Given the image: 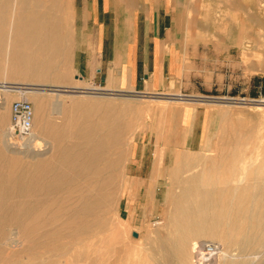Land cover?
I'll use <instances>...</instances> for the list:
<instances>
[{
	"label": "bare ground",
	"instance_id": "6f19581e",
	"mask_svg": "<svg viewBox=\"0 0 264 264\" xmlns=\"http://www.w3.org/2000/svg\"><path fill=\"white\" fill-rule=\"evenodd\" d=\"M61 1L0 0V78L6 79L2 82L8 84L2 87L3 93L9 95L16 90L19 98L30 94L40 101L43 109L40 123L48 136L41 139V135L35 133L32 141L40 142L31 141L32 144L26 141L24 146L14 145L10 142V136L5 142L12 153H21L33 160L24 161L10 156L0 162V264H119L120 260L121 247L110 243L111 238L108 239L103 233L113 230L116 232L114 237L118 236L120 228L114 225L111 213L114 205L118 207L126 195L122 192L121 182L126 161L133 148L128 134L132 133V127L142 126V121L146 120L148 114H137L126 118L124 122L121 115L124 107L120 108L111 102L104 105L98 101L96 104L85 103L90 100L89 96L105 97L110 92L98 90L95 86L85 88L68 84L69 48L62 37L63 28L57 26L58 22L53 16L57 2ZM200 1L197 4L204 5L203 10L201 9L203 25L212 28L218 24V20H232L234 10L231 9L234 7H224L225 9H221L223 12L219 13V3L214 2L216 0ZM214 3L217 7L212 8ZM12 6L18 8L15 15L10 14ZM227 6L232 5L227 3ZM241 10L244 25L231 26L229 31L232 34L237 35L247 26L246 8L241 7ZM193 11V7H189V31L194 29L195 22L198 21L193 17ZM10 36L14 37L12 44L7 42ZM9 47L12 51H9ZM57 57L63 67L55 76ZM16 67L24 70L33 82L9 81L12 76L7 75L6 69ZM46 82H51L52 85L49 86ZM45 92L56 97L53 98L55 101L52 103V112L44 104L45 98L39 97V94ZM6 94L0 104V116L8 113ZM63 94L70 97L67 107L62 105L60 99ZM152 97L222 101L205 97ZM257 103L264 104V100ZM103 108L106 110V119ZM36 110L38 107L35 112ZM52 113L58 116L55 117ZM69 130L83 136L79 143L85 145V154L74 153L71 160L59 163L55 150L60 148L58 144L62 142L60 134ZM4 134L9 135L6 130L0 131V139L2 136L4 138ZM257 145L263 154L262 161L258 165L247 167L240 165L241 154L238 152L228 154L223 151L207 158L183 157L180 153L177 155L175 167L171 169L173 175H177L183 165H198L200 162L205 164L203 169L189 177L188 181L196 182L194 186H188L182 194L170 197L174 209L168 219L179 242L177 249L181 260L185 258L189 238L206 233L209 224L212 228L215 225L222 228L229 220L231 227L224 237L225 241L235 242L241 250H255L264 244V141ZM73 151L74 148H67L64 154L70 155ZM46 154L49 155L47 158H37ZM160 164L161 159L158 158L154 164L155 171ZM65 175L71 176V184L67 188L63 187ZM241 177L258 182V190L253 192V187H246L241 194H236L232 187L220 186L221 183ZM161 234L157 235L156 244L161 249L160 256L168 263L171 261V251ZM105 248L114 255L112 261H109ZM157 253L159 251L154 248L152 257Z\"/></svg>",
	"mask_w": 264,
	"mask_h": 264
},
{
	"label": "rangeland",
	"instance_id": "374dc122",
	"mask_svg": "<svg viewBox=\"0 0 264 264\" xmlns=\"http://www.w3.org/2000/svg\"><path fill=\"white\" fill-rule=\"evenodd\" d=\"M83 1L62 0L57 2L53 10V16L58 22L57 26H62V37L69 48L67 82L69 85H79L87 88L95 85L83 79L81 73L76 69L75 59L80 53V48L85 46L82 43L86 44L92 38L95 39L96 34L93 33L92 35L84 28L85 22L82 20L84 14L81 12ZM199 2L201 1L190 0L188 2L189 7L194 9L193 17L198 20H196L195 26L198 25L199 27L196 28L197 34L195 37L189 38L183 77H167L165 86L158 91H110L103 86L104 91L107 90L110 94L105 97L89 96L90 100L85 102L86 104L101 102L103 105L111 102L120 108L124 107L121 114L124 117V122L134 115L148 114V117L144 120L145 122L142 121V126L132 127V133L128 134V139L131 141L133 148L128 156L129 161H126L125 173L121 182L122 192H125L126 195L122 198L118 207L114 205L113 208L116 210L113 209L111 213L114 225L120 228L118 236L114 237L116 232L113 230L103 233L108 239L111 238L110 243H116L121 247L119 264H226L228 262L234 264H264V244L255 250H241L235 242L229 243L224 240L231 227L230 220L222 228L216 225L212 228L209 224L206 227V233L189 238L186 242L185 258L181 260L177 249L179 248V242L168 219V215L174 209V206L170 203V197L182 194L188 186H194L196 182L188 181L189 177L205 167L203 162L198 165H183L178 174L173 175L171 169L173 166L175 167L174 162L179 153L183 157L202 156L207 158L223 151L228 154L238 152L241 154L240 165L246 167L260 164L263 158L261 148L257 143L264 141V104L257 103V101L264 100V95L261 93L264 84V53L260 52V48L264 49V43L258 50L252 51L250 50L252 44L250 39L247 42L242 40V44L245 46L241 49L238 46H230L228 41L230 27L244 25L241 21L244 18L241 7H244L245 0L214 1L219 3V6L217 7L214 3L212 8L217 7L220 10L219 13L223 12L221 9H225L224 7L229 9L234 7L231 9L234 10L232 20H218V24H212L215 28L203 25L202 10L204 5L197 4ZM227 3H231L232 6L228 7ZM189 7L186 11L187 18H189L190 13ZM41 9L43 10L44 6ZM9 10L10 14L15 15L18 8L12 6ZM10 24L13 25V21L10 20ZM243 29L240 33L244 34ZM7 42L8 44L14 43V37L10 36ZM9 51H12L11 47H9ZM60 63L57 57L55 76L63 67ZM246 64L249 68H246ZM16 68L6 69L7 75L12 76V79H8L9 81L20 80L19 82L29 83L30 80V82H33L31 78L27 77L24 70L17 68L16 71ZM5 80L0 78V82ZM46 83L49 86L52 85L51 82ZM0 91L3 93L2 90ZM3 94H6V92ZM152 95L205 97L221 99L222 101L156 99ZM19 96L16 90L7 95L8 113L5 116H0V118H3L0 119V131H8L11 119L10 103ZM40 96L45 98L44 104H47L49 111L52 112V103L56 99L55 95L45 92L39 94ZM23 97L32 101L35 109L38 107L35 112L34 134L41 135V139L43 137L48 138L43 132L42 123H40L41 114L43 113L40 101L38 102L30 94L23 95ZM69 98L68 95L64 94L60 96L64 107L68 106ZM50 101L52 102L50 103ZM103 111L106 119L104 108ZM52 115L58 116L56 113H52ZM190 121L192 122L190 123ZM61 134L62 142L58 144L60 148L55 150L57 162L69 161L78 153L85 154V145L79 143L83 138L82 135L76 134L73 130ZM8 137L9 135L5 136L4 134V138L2 136L0 139V148H2L0 162L7 160L10 156L18 157L24 161L33 160L24 157V154L9 151L5 143ZM32 138L29 140L30 142ZM11 140L10 142L17 146H22L26 142L20 139ZM29 141L27 140V142ZM32 142L39 143L40 141L34 140ZM76 142L78 143L75 144ZM67 148H74L73 153L65 155L64 152ZM47 155L37 158H47ZM158 158L161 159V164L156 167L155 171L154 164ZM148 176L161 180L153 181L150 190L147 191L144 188V179ZM70 178V175H65L64 188L70 186ZM246 179L241 177L240 179L230 180L228 183H221L220 186L232 187L236 194H241L246 187H253L252 191L256 192L258 182ZM134 232H137V236L134 235ZM160 234L164 236L168 249L171 251V261L168 263L160 256L161 249L156 244V239ZM200 241L215 243L220 247V250L224 249L225 251L218 253L219 255L215 254L207 257L200 263L196 262L193 248L194 244ZM154 248L159 253L152 257ZM105 249H107L109 261H112L114 255L110 253L108 248Z\"/></svg>",
	"mask_w": 264,
	"mask_h": 264
},
{
	"label": "crops",
	"instance_id": "0c3cea01",
	"mask_svg": "<svg viewBox=\"0 0 264 264\" xmlns=\"http://www.w3.org/2000/svg\"><path fill=\"white\" fill-rule=\"evenodd\" d=\"M188 2L84 0L81 10L84 28L96 37L82 43L85 46L80 48L75 59L76 69L84 80L92 85L100 83L110 91H158L165 86L167 77H183L189 38L195 37L199 27L188 30ZM263 6L264 0H245L247 26L244 34L229 31L230 46L241 49L245 46L242 40L247 42L249 39L251 51L262 46ZM260 52L264 53V49L260 48ZM246 68H249L247 64ZM156 180L160 179L146 177L145 190H150L151 183Z\"/></svg>",
	"mask_w": 264,
	"mask_h": 264
},
{
	"label": "built area",
	"instance_id": "2783aa9c",
	"mask_svg": "<svg viewBox=\"0 0 264 264\" xmlns=\"http://www.w3.org/2000/svg\"><path fill=\"white\" fill-rule=\"evenodd\" d=\"M7 83L0 82V90ZM8 85V84H7ZM103 90L104 88L99 83L95 85ZM4 99V94L0 91V104ZM11 119L8 127V134L12 139H20L29 141L34 135V121H35V108L33 102L29 99L22 97L11 101L10 103ZM220 247L212 242L200 241L194 244L193 253L194 260L201 262L203 259L212 255L218 254Z\"/></svg>",
	"mask_w": 264,
	"mask_h": 264
},
{
	"label": "trees",
	"instance_id": "16d2710c",
	"mask_svg": "<svg viewBox=\"0 0 264 264\" xmlns=\"http://www.w3.org/2000/svg\"><path fill=\"white\" fill-rule=\"evenodd\" d=\"M261 93L264 95V84H263V87H262Z\"/></svg>",
	"mask_w": 264,
	"mask_h": 264
},
{
	"label": "water",
	"instance_id": "95a60500",
	"mask_svg": "<svg viewBox=\"0 0 264 264\" xmlns=\"http://www.w3.org/2000/svg\"><path fill=\"white\" fill-rule=\"evenodd\" d=\"M134 235L137 236V232H134Z\"/></svg>",
	"mask_w": 264,
	"mask_h": 264
}]
</instances>
